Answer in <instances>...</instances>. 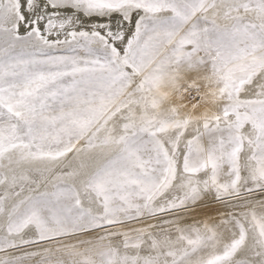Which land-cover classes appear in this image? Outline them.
Masks as SVG:
<instances>
[{
    "label": "snow or ice",
    "instance_id": "snow-or-ice-1",
    "mask_svg": "<svg viewBox=\"0 0 264 264\" xmlns=\"http://www.w3.org/2000/svg\"><path fill=\"white\" fill-rule=\"evenodd\" d=\"M0 264H264V0H0Z\"/></svg>",
    "mask_w": 264,
    "mask_h": 264
}]
</instances>
